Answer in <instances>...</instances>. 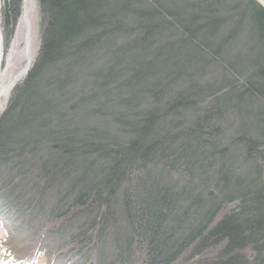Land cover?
<instances>
[{
	"label": "trees",
	"instance_id": "16d2710c",
	"mask_svg": "<svg viewBox=\"0 0 264 264\" xmlns=\"http://www.w3.org/2000/svg\"><path fill=\"white\" fill-rule=\"evenodd\" d=\"M37 1L0 114L9 237L59 264H264L263 3Z\"/></svg>",
	"mask_w": 264,
	"mask_h": 264
},
{
	"label": "rangeland",
	"instance_id": "374dc122",
	"mask_svg": "<svg viewBox=\"0 0 264 264\" xmlns=\"http://www.w3.org/2000/svg\"><path fill=\"white\" fill-rule=\"evenodd\" d=\"M260 1L264 5V0ZM2 3L3 0H0V8L2 7ZM1 10L2 8L0 9V13ZM39 15L40 9L38 1L24 0L23 10L16 25V30L8 37L2 30V20L0 19V29L4 35L6 51V58L4 61L6 69L3 75V82L7 89L0 103V114H2L3 110L6 108L13 88L25 77L34 59L38 55L41 43V17ZM4 223L7 226L0 215V264H59L57 258L52 255L50 258L45 256L41 250L42 248L40 249L37 246H32V255H25V247L19 244V239L17 240L9 237L7 232L8 227L4 226ZM29 246V248H31V244ZM66 252L67 251H64L62 254H59V256L63 258L64 255L67 259L72 258L68 256L70 253Z\"/></svg>",
	"mask_w": 264,
	"mask_h": 264
},
{
	"label": "bare ground",
	"instance_id": "6f19581e",
	"mask_svg": "<svg viewBox=\"0 0 264 264\" xmlns=\"http://www.w3.org/2000/svg\"><path fill=\"white\" fill-rule=\"evenodd\" d=\"M5 58H6V51H5L4 35L2 30L0 29V103L2 102V99L5 96V93L7 92V89L3 82V75L6 69L4 62Z\"/></svg>",
	"mask_w": 264,
	"mask_h": 264
}]
</instances>
